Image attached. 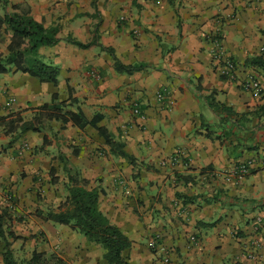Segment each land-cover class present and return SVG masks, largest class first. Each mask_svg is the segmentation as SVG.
<instances>
[{
  "label": "crops",
  "instance_id": "0c3cea01",
  "mask_svg": "<svg viewBox=\"0 0 264 264\" xmlns=\"http://www.w3.org/2000/svg\"><path fill=\"white\" fill-rule=\"evenodd\" d=\"M10 2L28 4L36 20L60 28L61 40L39 49L59 75L55 84L14 70L1 73L0 116L30 120L55 93L61 100L72 97L88 121L102 115L99 126L134 161L112 154L90 124L81 129L49 120L41 131L9 134L0 125V213L11 214L20 237L0 236V264L5 240L14 255L20 249L15 257L48 250L41 249V228L53 246H62L66 262L108 264L100 245L39 215L61 204H41L43 183L59 188V201L74 184L98 189L99 209L131 240L123 251L131 264H264V245L255 259L246 254L254 238L264 242V143L233 150L236 140L206 135L216 119L207 96L239 113L264 104V64L251 63L255 57L264 63V0ZM216 35L237 64L233 78L219 73ZM68 37L92 44L81 48ZM8 41L0 32L5 53ZM117 61L145 66L127 73ZM250 77L260 82L259 94L247 88ZM251 125L263 128L264 116ZM242 164L249 166L246 176H228Z\"/></svg>",
  "mask_w": 264,
  "mask_h": 264
},
{
  "label": "trees",
  "instance_id": "16d2710c",
  "mask_svg": "<svg viewBox=\"0 0 264 264\" xmlns=\"http://www.w3.org/2000/svg\"><path fill=\"white\" fill-rule=\"evenodd\" d=\"M0 5V32L9 37L7 52L0 50V74L14 70L32 75L42 82L57 84L58 66L43 61L39 56V49L57 44L61 40L58 36L60 28L45 26L36 20L26 3L11 4L10 0H0ZM68 40L81 48L92 44L82 43L72 37H68ZM251 63L264 64L259 57L252 58ZM116 66L120 71L131 73L145 65H125L117 61ZM206 100L216 115L215 123L206 125V135L209 138L221 142L228 138H231V142L236 140L233 150H257L264 143V127L251 125L254 117L264 116V104L252 113H239L233 107L217 101L212 95L207 96ZM75 104L76 99L69 97L68 100H61L59 94L55 93L51 102L38 107L32 119L26 120L21 114L11 113L0 116V125L9 134L16 131H41L49 120L61 121L63 124L72 123L81 129L90 124L105 138L112 154L134 161V157L125 151L124 144L117 141L106 127L99 126L102 115L96 114L88 121L83 111L75 108ZM56 180V177L52 178L53 182ZM68 192L58 210H40L39 215L45 220L67 225L83 234L90 242L100 245L104 248L103 257L108 264H131L123 256V251L131 246V240L99 209V190L74 184L68 188ZM11 220V214L7 211L0 213V236L7 234L10 238L18 239L20 237L15 233ZM4 242L1 251L4 264H67L62 255L53 248L34 250L30 258L20 260L15 257L10 241Z\"/></svg>",
  "mask_w": 264,
  "mask_h": 264
},
{
  "label": "built area",
  "instance_id": "2783aa9c",
  "mask_svg": "<svg viewBox=\"0 0 264 264\" xmlns=\"http://www.w3.org/2000/svg\"><path fill=\"white\" fill-rule=\"evenodd\" d=\"M212 44H213V56L215 58V60L219 63L218 64V70L219 73L222 76H227L229 78H233L236 68H237V64L235 61H233L231 58H229V56H227V53L225 51V46L223 43V39L216 35L212 38ZM246 86L248 89L253 90L256 94H259L261 91V84L260 82L254 78V77H250V79L246 82ZM134 114L139 115L140 114V109L138 107H136L133 110ZM144 118V115L142 116ZM249 173V166L248 164H242L239 165L237 167H235V169L230 172V175L228 176H236L238 178H242L244 176H246ZM257 227L256 229H258L262 223V217L257 218ZM150 245L152 247H156L157 246V241L156 240H152ZM264 245L263 239L262 238H254L253 241L251 242L250 245L247 246L246 248V254L247 257L250 259H255L257 257V252L256 249H261ZM166 252V251H165ZM163 261L165 263H169L170 262V257L168 255H165L163 258Z\"/></svg>",
  "mask_w": 264,
  "mask_h": 264
},
{
  "label": "rangeland",
  "instance_id": "374dc122",
  "mask_svg": "<svg viewBox=\"0 0 264 264\" xmlns=\"http://www.w3.org/2000/svg\"><path fill=\"white\" fill-rule=\"evenodd\" d=\"M13 1V0H12ZM59 185V183H58ZM44 186H46V188H48L47 190L44 189ZM57 190L59 191V188H57V186H54V187H47V185H45V183H43L40 187V190L38 192V196H39V200L41 202L42 205H48V206H54L56 205L57 203L59 202H63V200L65 199V195H61L62 196V200L59 201V198H58V195L57 194ZM50 191V192H49ZM57 198V199H56ZM54 208V207H53ZM40 245H41V249H47V248H53L55 249L57 252H59L61 255L63 254V251L64 249L62 248V246H59L58 244H55L57 246H53L51 244V241L49 240L48 236H47V233L45 230H43L41 228V234H40ZM83 235V234H82ZM84 236V235H83ZM47 237V238H46ZM15 244V243H14ZM19 245H20V242H19ZM20 249L19 248H16L14 249V252H15V255H19L20 253L18 252ZM104 250V248H103ZM98 253H99V250H98ZM18 259H25L24 257L21 258V256L19 257H16ZM67 259V264H74L75 262V259L72 257V258H66ZM70 261V262H69ZM73 261V263H72Z\"/></svg>",
  "mask_w": 264,
  "mask_h": 264
}]
</instances>
